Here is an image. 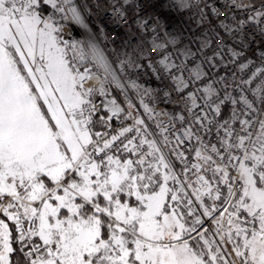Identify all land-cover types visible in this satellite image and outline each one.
Returning a JSON list of instances; mask_svg holds the SVG:
<instances>
[{"label":"snow or ice","instance_id":"snow-or-ice-1","mask_svg":"<svg viewBox=\"0 0 264 264\" xmlns=\"http://www.w3.org/2000/svg\"><path fill=\"white\" fill-rule=\"evenodd\" d=\"M237 7L253 14L236 31L254 23L264 35V2ZM85 11L76 0H0V264H20L17 256L23 264H264V51L246 79L221 76L222 89H197L203 103L188 92L184 110L153 133L131 100L126 114L115 99L95 102L109 95V76L124 85L91 39L87 52L84 41L63 39V21L88 29ZM165 47L153 43L152 52ZM227 50L229 63L243 55ZM89 56L104 71L98 85L82 68ZM159 63L183 92V73L171 75L183 64L170 55ZM125 64L140 67L121 61V71ZM193 71L200 80V66ZM141 105L149 118L161 115ZM122 117L132 124L113 129Z\"/></svg>","mask_w":264,"mask_h":264},{"label":"built area","instance_id":"built-area-1","mask_svg":"<svg viewBox=\"0 0 264 264\" xmlns=\"http://www.w3.org/2000/svg\"><path fill=\"white\" fill-rule=\"evenodd\" d=\"M262 2L264 0H185L188 7L177 9L176 0H76L78 5L86 9L85 17L89 29L107 62L124 85V89L117 87L109 76L105 81L109 95L97 96L95 102L101 105L105 99H115L125 109L126 114L127 102L131 100L134 105L132 115L144 119L150 132L158 133L156 123H167L171 115L182 112L183 100L188 92H194L197 101L203 103V94L197 89L209 84L217 90L222 89L224 82L220 80L221 76L229 77V83H233L231 77L235 74L238 83L240 79L247 78L253 67L260 66L258 53L264 51V35L259 31V26L249 23L240 32L236 29L240 27L239 21L246 20L253 14L252 8L237 5H253L255 9H259ZM213 8L218 9L220 15L213 13ZM225 26L232 31L227 32ZM172 35L178 37L179 42L176 45L169 43ZM205 41L208 42L207 46L201 47ZM221 42L226 45L224 49L218 47ZM153 43L164 44L166 47L159 54L154 53ZM229 47L243 53L235 63H229L232 59L227 50ZM185 49H190L194 55L185 58ZM217 52L221 53L223 61L216 55ZM163 55H170L177 65L183 64L179 71L174 69L171 72V75L177 77L183 73V79L188 83L183 92L177 90L169 73L162 70L159 61ZM210 57L211 61L208 59ZM129 60L140 67H128L125 64L121 71L120 62ZM248 60H252L254 65L241 72L238 64ZM197 65L200 66L202 75L200 80L193 81V69ZM92 73L90 84L98 85L104 78V71L97 70ZM133 80L152 89L151 94H138L136 89L129 86V81ZM164 91L171 93L166 102L162 100ZM141 99L161 115L151 114L149 118L150 114L145 112ZM229 113L230 106L223 109V116L220 118H227ZM100 114L108 113L101 109ZM184 114L187 116L186 112ZM132 122L131 119L124 120L122 117L121 121L113 120L112 127L118 129ZM164 151L167 152V149Z\"/></svg>","mask_w":264,"mask_h":264},{"label":"rangeland","instance_id":"rangeland-1","mask_svg":"<svg viewBox=\"0 0 264 264\" xmlns=\"http://www.w3.org/2000/svg\"><path fill=\"white\" fill-rule=\"evenodd\" d=\"M64 40L71 43L72 41H84L85 42V51L87 52L86 42L91 39L98 47L100 52L104 55L103 51L100 49L99 45L95 41L94 36L92 35L91 30L85 29L80 25H77L71 21H63V31L61 33ZM105 57V56H104ZM106 58V57H105ZM83 67H89L91 71L103 70V68L99 67L92 61L91 57H88V62L85 63ZM82 70V69H81ZM2 218V217H0Z\"/></svg>","mask_w":264,"mask_h":264},{"label":"trees","instance_id":"trees-1","mask_svg":"<svg viewBox=\"0 0 264 264\" xmlns=\"http://www.w3.org/2000/svg\"><path fill=\"white\" fill-rule=\"evenodd\" d=\"M241 1H244V0H241ZM252 1H258V0H252ZM14 259H19L20 260V264H23L22 257L17 256V257H14Z\"/></svg>","mask_w":264,"mask_h":264}]
</instances>
